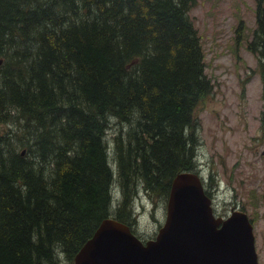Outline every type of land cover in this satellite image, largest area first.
<instances>
[{"label": "trees", "instance_id": "16d2710c", "mask_svg": "<svg viewBox=\"0 0 264 264\" xmlns=\"http://www.w3.org/2000/svg\"><path fill=\"white\" fill-rule=\"evenodd\" d=\"M195 4L0 0V264L73 263L103 219L132 228L139 188L166 203L199 171L194 111L212 84ZM255 22L264 87V0Z\"/></svg>", "mask_w": 264, "mask_h": 264}, {"label": "rangeland", "instance_id": "374dc122", "mask_svg": "<svg viewBox=\"0 0 264 264\" xmlns=\"http://www.w3.org/2000/svg\"><path fill=\"white\" fill-rule=\"evenodd\" d=\"M189 16L199 32L205 74L212 84L194 111L200 140L197 174L215 215L225 217L233 210L247 214L258 262L264 264V87L257 57L247 48L256 28L255 0H196ZM119 126L107 131L110 148ZM121 198L120 186L114 185L112 205ZM132 209L135 234L142 240L153 238L164 222L166 203L139 188ZM58 258L60 264H72Z\"/></svg>", "mask_w": 264, "mask_h": 264}, {"label": "water", "instance_id": "95a60500", "mask_svg": "<svg viewBox=\"0 0 264 264\" xmlns=\"http://www.w3.org/2000/svg\"><path fill=\"white\" fill-rule=\"evenodd\" d=\"M1 62V61H0ZM72 264H259L253 225L243 211L213 212L199 174L184 171L171 182L163 224L142 240L125 223L101 221Z\"/></svg>", "mask_w": 264, "mask_h": 264}, {"label": "flooded vegetation", "instance_id": "af4514ba", "mask_svg": "<svg viewBox=\"0 0 264 264\" xmlns=\"http://www.w3.org/2000/svg\"><path fill=\"white\" fill-rule=\"evenodd\" d=\"M202 178V177H201ZM226 217V216H225ZM131 229H133V228H131ZM146 240V239H145Z\"/></svg>", "mask_w": 264, "mask_h": 264}, {"label": "bare ground", "instance_id": "6f19581e", "mask_svg": "<svg viewBox=\"0 0 264 264\" xmlns=\"http://www.w3.org/2000/svg\"><path fill=\"white\" fill-rule=\"evenodd\" d=\"M193 172V171H192ZM205 187V186H204ZM114 219V218H113Z\"/></svg>", "mask_w": 264, "mask_h": 264}]
</instances>
